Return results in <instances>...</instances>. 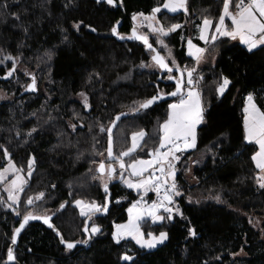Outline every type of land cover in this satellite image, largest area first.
I'll list each match as a JSON object with an SVG mask.
<instances>
[{"label": "trees", "instance_id": "1", "mask_svg": "<svg viewBox=\"0 0 264 264\" xmlns=\"http://www.w3.org/2000/svg\"><path fill=\"white\" fill-rule=\"evenodd\" d=\"M114 1L116 6L104 0H0V41L13 57L16 70L10 78L0 69V89L12 97L0 102V170L5 165V150L24 174L29 157L34 158L17 205L9 203L0 183V264L6 261L13 231L28 213L52 215V224L67 242L85 239L87 216L81 217L73 203L104 205V183L96 169L101 161L110 162L107 134L100 127L107 129L115 115L130 114L149 97L174 89L167 76L177 77L176 73L161 72L143 43L120 42L111 34L121 20L118 34L128 36L135 28L131 16L148 14L163 0ZM223 3L186 0L187 17L183 12L160 13L162 23L167 18L181 24L167 36V46L181 71L193 61L182 37L190 34L189 24L195 25L191 34L204 17L214 24ZM147 39L163 56L156 40ZM213 49L217 52L214 67L199 79L203 120L196 131V146L189 153L199 160L194 173L199 190H204L209 201L201 205L186 202L189 189L185 187V195L178 199L180 213L148 227L155 233H167L166 241L145 250L131 240L116 243L112 239V223L122 221L126 208L139 196L122 187L121 180L109 186V211L91 222L100 231L90 233L87 246L66 250L52 228L31 222L18 238L15 264H264V222L259 227L253 224L264 212V189L257 183L258 171L251 159L254 144L243 137L242 113L244 97L250 93L264 111V46L249 52L221 36L213 42ZM22 70L35 78L34 91L25 90L27 78ZM223 77L230 83L218 95ZM81 93L87 97V107L76 99ZM171 101L119 121L113 131L114 156L128 148L135 130L145 136L136 153L122 158L126 165L155 149ZM113 165L117 169V163ZM126 173L127 169L123 176ZM118 175L120 171L114 177ZM41 192L43 198L35 200ZM29 197L34 199L31 205ZM120 198L125 200L118 202ZM62 203L66 206L60 210ZM124 254L133 259L122 260Z\"/></svg>", "mask_w": 264, "mask_h": 264}, {"label": "snow or ice", "instance_id": "2", "mask_svg": "<svg viewBox=\"0 0 264 264\" xmlns=\"http://www.w3.org/2000/svg\"><path fill=\"white\" fill-rule=\"evenodd\" d=\"M97 2H100V0H97ZM113 2L114 0H107V3L109 4H112ZM232 6H234L235 11L230 10ZM4 7L7 8L8 5L5 4ZM163 9L173 13L177 12L179 9H184L187 11L186 0H165ZM160 11L161 7H154L150 16H144L143 13H140L139 15L143 16L144 20L149 21L148 27L152 31H158L165 36L168 35L169 32L181 27L179 24H176L172 25L168 30H165L162 26L159 28H154L151 22L156 21V14ZM226 18L230 19L231 21L230 27L225 23ZM17 19H19L18 16ZM133 19H136L135 15L133 16ZM212 26L213 20L208 17H204L202 20V26H197L200 31V40L205 41V43L208 42L207 33L209 28ZM214 27L215 33L211 36L212 41H215L218 38L216 35L218 33L219 36L231 37L232 39L239 37L241 43L247 46L249 52H251L253 49H256L258 46H264V0H224L222 13ZM93 31H95V29H93ZM112 32L113 34H116L115 27H113ZM120 38L123 39V37ZM129 38L143 40L150 50L156 52V50L152 48V45L148 43L147 37L137 35L135 28H133L132 37ZM158 43L163 44V41L158 40ZM188 47L189 55L193 56L197 63H199L203 59V54L206 49L194 45L191 39L188 40ZM4 59L13 60V58L10 56L5 57ZM152 60L156 65L159 66L160 69L167 70L168 73L173 72V68L169 66V63H167L164 57L158 52L152 56ZM0 63H3V61H0ZM171 63L172 65L176 64L175 60H172ZM14 70L15 61L13 60L12 71ZM176 71L180 73L179 78H176L173 75L168 76L169 80L176 79V89L167 95L173 97L179 96V100L168 105L170 110L168 113V119L160 126L162 135L159 138V146L148 153L151 159L133 160L132 163L128 165H126L122 159L123 157L130 156L136 151L140 141L143 140L145 136L143 131L133 133L131 137V147H129L126 151L120 152L117 156H113L112 127H108L107 129H105L103 126L100 127L101 132L106 131L108 134V158L119 164V169L121 170V179L124 181L127 187L143 190L144 193H147L151 190L154 191L158 197V201H153V203L147 206V208L141 206V201L133 203V205L128 209V222L125 224L115 225L116 231H114L112 235L116 243H120V241L125 237H131L138 245H140L141 248L151 249L156 247L157 244H162L164 240L167 239V233L165 232H161L159 236L149 232L147 233V239H145V234L141 232L139 222L144 218L145 215L151 217L154 222L164 220V216L157 215V211L160 208H163V211L169 214L166 217L167 219H172L173 209L167 205L173 203V195H180L174 179V162L180 159V156L177 155V153L190 148H195L197 139L196 129L203 120V110L201 107L200 95L199 92H197L193 87L195 83L193 79V72L195 69H185L184 71H181L177 66ZM185 72L187 73L188 77L187 85H185L183 81ZM8 75H11V71L8 73ZM229 83L230 81L227 78H224L217 91L222 94ZM28 88L33 91L35 90V78H33L32 83L28 85ZM185 88L187 89L186 92ZM81 95L84 96L83 93H81ZM162 98L163 97L160 95L152 96L150 99H147L141 103L140 108L146 109L158 99ZM84 99L85 107H87V97L85 96ZM244 113V139L249 143L254 142L259 146V150L251 157V159L255 162L256 168L259 169L261 173V175L257 176V183L259 184L260 188L264 189V111H262L256 105V103H254V98L251 93L247 97ZM121 115L124 114L122 113ZM119 119L120 116H117L115 120L111 122L113 127L115 126L116 121ZM71 127L75 129L76 125H71ZM161 149L165 150L161 151ZM4 155L5 157H9L7 150L4 151ZM33 163L34 160L29 159V175H31ZM126 167L131 169L130 174L132 176L139 178L136 182L124 179L123 171L126 169ZM150 169H152V171H149ZM9 170L19 171V169H16L10 158L8 167L3 169V171H0V180L5 179L4 172ZM97 171L101 173V177L106 174L107 178L111 180L116 174L117 169L111 163L108 164L106 169L105 163L101 161ZM156 172H159V175H156ZM145 173H148V175L145 176ZM170 178L172 179V183L169 185ZM23 183L24 181H22L21 178L17 176L16 179L11 181L9 187L5 189L8 192V199L13 203L18 202V193L23 191ZM161 189H163V195H161ZM104 190L107 193V183L104 184ZM43 196L44 193L41 192L35 197V200H40L43 198ZM217 199L219 198L217 197ZM27 203L29 205L33 204L34 199L29 197ZM75 205L80 208L81 216L88 217V220H85V232L89 231L88 221L91 220L92 214L101 211H107V204L99 206L96 205L95 202H92L91 204H84L82 201L76 200ZM65 206L66 204L62 203L60 208L63 209ZM175 211L179 214L178 208L175 209ZM17 215H19V213H17ZM33 219H43L45 224H48L49 227H53V225L49 222L51 219L50 217L46 215L36 216L32 213H28L24 215L20 227L14 230L12 235V243L16 242V236L21 231V229L24 228L25 224H27L29 220ZM99 231L100 228L95 225V223H93L91 225V235H94ZM189 234L194 236L195 232L192 229H189ZM57 235H60L59 232H57ZM60 242L61 244H64L66 250L69 251L75 248L78 243H87L86 240L66 242L63 236H61ZM8 259H14L11 248L8 249ZM122 259L132 260L133 258L125 255L122 257Z\"/></svg>", "mask_w": 264, "mask_h": 264}, {"label": "rangeland", "instance_id": "3", "mask_svg": "<svg viewBox=\"0 0 264 264\" xmlns=\"http://www.w3.org/2000/svg\"><path fill=\"white\" fill-rule=\"evenodd\" d=\"M165 3V0H163L161 3H159V4H157V5H155V7H161V11L159 12V13H157L156 14V21H152L151 23H152V25H153V27L154 28H159V27H163L165 30H168L169 28H171V26L172 25H176V24H178V23H176V20H169V19H167V18H164L165 20H167L168 22L167 23H162V21H161V19H159V15H160V13H162V12H167V14L169 13V14H173V12H169V11H167L166 9H163V4ZM222 10H223V6H222ZM222 10H221V13H222ZM230 10H232V11H235V9L233 10V8L231 7L230 8ZM178 12H183L184 13V15L187 17L189 14H187V12L184 10V9H179L177 12H175V13H178ZM140 13H136V14H133L132 16H131V20H132V23H133V26L137 29V31L139 32V33H141V34H143L144 36H147V37H152V38H154L155 40H156V43H157V45H158V47L159 48H161L162 50H163V57H164V59H166V60H169L170 62L172 61V60H174L173 59V56H172V54H171V51L169 50V48H168V46H167V44H168V42H167V36L168 35H162L160 32H158V31H152L149 27H148V24H149V21H146V20H144V17L143 16H140L139 15ZM152 14V10L148 13V14H144V16H150ZM136 16V19L134 20L133 19V16ZM221 15V14H220ZM218 21V19L215 21V23ZM215 23L213 24V26L212 27H210L209 28V30H208V33H207V36H208V42L207 43H205V41H203V40H200L199 39V36H200V31H199V28H197V30H196V33H192L191 34V31L195 28V25L192 23V26H191V24H189V30L187 31L188 33H190V34H185L184 36H182L183 37V40H184V42H185V51H186V54H187V56H189V57H191L192 59H193V61H192V63H190V64H184L182 67H181V69H182V71H184L185 69H188V70H191V69H195V71L193 72V79H194V85H193V87L195 88V90L197 91V92H199V79L205 74V73H208V72H210V70L214 67L213 65L215 64V61H216V57H217V52L213 49V42L214 41H212L211 40V36H212V34H214L215 33V27H214V25H215ZM225 23H226V25H228L229 26V23H231V21H230V19H228V18H226V20H225ZM180 26H181V24H179ZM199 26H202V22L200 23V25ZM230 27V26H229ZM178 29V28H177ZM174 31H176V29L174 30ZM171 32H173V31H171ZM171 32H169V33H171ZM217 35V37L219 38V37H221V36H219V34L217 33L216 34ZM189 39H191L192 40V42H193V44L194 45H196L197 47H200V48H204V49H206V51L204 52V54H203V59L199 62V63H197V61H196V59L193 57V56H191V55H189V47H188V40ZM158 40H160V41H163V44H161V43H158ZM196 40H198V42L196 41ZM165 45H166V47H165ZM194 51V50H193ZM170 53V54H169ZM7 56H10V57H12L6 50H5V48H4V45H3V43H2V41H0V61H3V63H0V69H2V70H4L5 71V75H4V77H6V76H8L9 77V75H8V73L11 71V75H12V69H13V60H7V59H4L5 57H7ZM13 58V57H12ZM172 64V63H171ZM176 65V64H175ZM23 72H24V74L25 75H23L24 76V78H27V79H30V78H28L29 76H28V74H27V72L25 71V70H22ZM10 75V76H11ZM18 76V75H17ZM19 77V76H18ZM184 78H185V85H187V79H188V77H187V73L185 72V74H184ZM27 79L25 80V81H27ZM224 79V78H223ZM223 79H221V81L219 82V84H218V86H217V89H218V87H219V85L223 82ZM29 81V80H28ZM27 81V82H28ZM28 84V83H27ZM26 84V82H25V86L27 85ZM227 88V87H226ZM226 90V89H225ZM224 90V91H225ZM187 91V89L185 88V92ZM224 93V92H223ZM222 93V94H223ZM217 94L218 95H222L221 93H219L218 91H217ZM11 95H9L6 91H4V90H2V89H0V102H8V101H10L11 100ZM76 99L79 101V102H81V103H83V104H85V99H84V96H82L81 94H78L77 96H76ZM179 100V97H177L176 99H174V100H172L169 104H172V103H175V102H177ZM200 102H201V98H200ZM168 104V105H169ZM201 107H202V102H201ZM167 108H168V113H169V107L167 106ZM203 114V113H202ZM244 115H245V113H244ZM167 119H168V115H167ZM166 119V120H167ZM165 120V121H166ZM164 121V122H165ZM243 121H244V116H243ZM163 122V123H164ZM162 123V124H163ZM202 123V122H201ZM201 123L197 126V128L201 125ZM161 124V125H162ZM68 125H69V127L71 128V129H73L72 127H71V125H74V124H72V123H68ZM140 131H142V130H135V131H133L131 134H130V143H129V146H128V148L129 147H131V144H132V140H131V137H132V134L133 133H136V132H140ZM196 131H197V129H196ZM160 132H161V130H160ZM162 135V133L160 134V136ZM245 136V130H244V124H243V137ZM245 140V139H244ZM245 142H247V141H245ZM142 143V140L140 141V143H139V146L137 147V149H136V151L138 150V148L140 147V144ZM248 144H254V151H253V154H252V156L259 150V146L258 145H256L254 142H252V143H249V142H247ZM159 146V143H158V145L156 146V147H158ZM127 148V149H128ZM126 149V150H127ZM194 148H190V149H187V150H185V151H182V152H180V153H177V155H179L180 156V159L178 160V161H175L174 162V164H175V177H174V179H175V183H176V185H177V189H178V191H179V193H180V195H173V203L172 204H170V205H167L168 207H170V208H172L173 209V212H172V216H173V214H178L176 211H175V209H179V213H180V207H179V201H178V199H179V197L182 195V194H184L185 195V193H184V191H183V189H185V187H187L188 189H189V191H187L186 192V198H185V200H186V202H188V203H194V204H198V205H201V204H203V203H206V202H208L209 201V197H208V195H206L205 193H204V190H199L200 189V187L198 186V178L195 176V173H194V168L196 167V166H198V163H199V160L197 159V158H194L193 156H191L189 153L193 150ZM125 150V151H126ZM152 150H154V149H152ZM151 150V151H152ZM165 149H161V151H164ZM136 151L134 152V153H136ZM134 153H132L131 155H133ZM29 159H33L34 160V158H33V156H30L29 157ZM137 159H139V160H149V159H151V157L149 156V155H147L146 157H142V158H134L133 160H137ZM133 160H130L128 163H127V165L128 164H131L132 163V161ZM12 161V160H11ZM253 161V160H252ZM28 162H29V160H28ZM5 165H4V167L0 170V171H3V169H5V168H7L8 167V165H9V157H5ZM12 163H13V161H12ZM253 163H254V166H255V162L253 161ZM14 164V163H13ZM200 164V163H199ZM15 165V164H14ZM33 165H34V163H33ZM106 165V164H105ZM107 166V165H106ZM16 167V166H15ZM32 168H33V166H32ZM255 168H256V166H255ZM16 169H18L17 167H16ZM126 169H127V173L124 175V179H127V180H131V181H133V182H136L139 178L138 177H136V176H132L130 173H131V169L130 168H127L126 167ZM257 169V168H256ZM97 170V169H96ZM149 171H152V169H150ZM257 176L258 175H261V173H260V171H259V169H257ZM8 172H10V173H8ZM145 176H147L148 175V173H145L144 174ZM156 175H159V172H156ZM179 175H182V178H178V176ZM17 176H19L20 178H21V180L22 181H24V183L22 184V187L24 186V184L26 183V181L28 180V177H29V168L27 169V172H26V174H24L23 172H22V170H20L19 169V171H13V170H9V171H7V172H4V177H5V179L6 180H8L6 183H5V188H8L9 187V185H10V183H11V181L12 180H14V179H16V177ZM4 179V180H5ZM181 179V180H180ZM101 180H102V182L105 184V183H107L108 181H109V179L107 178V175L105 174L103 177H101ZM172 183V179L170 178L169 179V185ZM121 186L122 187H124L125 189H128V190H131L132 192H134L135 194H138L139 196L131 203V204H129V206L126 208V216H125V218L122 220V221H116V222H113L112 223V230H111V236H112V239H113V232L114 231H116V229H115V225H117V224H125V223H127L128 222V219H129V214H128V209L133 205V203H135V202H137V201H141V206L142 207H144V208H147V206H149V205H151L152 203H153V201H158V197H157V194L154 192V191H148L147 193H144L143 192V190H138V189H133V188H128L127 187V185L124 183V181H122V184H121ZM2 190H3V192L5 193V189L3 188V185H2ZM20 194H21V192H19L18 193V196H19V198H20ZM5 195H6V193H5ZM161 195H163V189H161ZM6 197H7V200L10 202V203H13L11 200H9L8 199V196L6 195ZM125 199L124 198H120V199H118L117 201L118 202H120V201H124ZM19 201V200H18ZM80 201H82V200H80ZM84 204H89V203H87V202H84V201H82ZM18 203V202H17ZM17 203H13V204H17ZM73 205L78 209V212H79V214H80V208L79 207H77L76 205H75V202L73 203ZM157 215H160V216H168L169 214L168 213H165L164 211H163V208H160V209H158V211H157ZM81 217H86V216H81ZM163 221V220H162ZM162 221H153L152 219H151V217H149V216H147V215H145L144 216V218L139 222L140 223V228H141V232H143L144 234H145V239H147V233H149V232H151V233H153L154 235H156V236H159V234L161 233V232H159V233H155V232H153L152 230H148V227L149 226H151V225H154V224H159V223H161ZM261 222H264V212L259 216V217H255L254 218V225L256 226V227H259L260 226V224H261ZM90 233H91V226H90ZM98 233V232H97ZM97 233H95V234H97ZM94 234V235H95ZM114 240V239H113ZM122 240H131L136 246H138V247H140V245H138L136 242H135V240H133L131 237H125L124 239H122ZM115 241V240H114ZM166 240H164V242H165ZM163 242V243H164ZM162 243V244H163ZM159 245H161V244H157L156 245V247L157 246H159ZM156 247H154V248H156ZM141 248V247H140ZM154 248H151V249H149V248H143V249H145V250H152V249H154ZM125 255H127V256H130V255H128V254H124L123 256H125ZM122 256V257H123ZM131 257V256H130ZM122 260H124V259H122ZM125 261H129V260H125Z\"/></svg>", "mask_w": 264, "mask_h": 264}, {"label": "water", "instance_id": "4", "mask_svg": "<svg viewBox=\"0 0 264 264\" xmlns=\"http://www.w3.org/2000/svg\"><path fill=\"white\" fill-rule=\"evenodd\" d=\"M95 1H97V0H95ZM101 1H103V0H100V2H101ZM104 1L107 3V0H104ZM108 4H109V3H108ZM110 5L116 6V2L114 1V2H113L112 4H110ZM118 22H119V23H118ZM118 22L114 25V27L116 28V34H113V32L111 31L112 36H113L117 41H120V42H123V41H139V42H141V43H143V44L145 45V47H146L147 50L152 51V50H150V49L147 47V45L143 42V40H138V39H135V38H131V39L129 38V37H132L133 28L130 29V32H129V35H128V36H124V37H123V36L119 35V34H118V30H119V27H120L122 21L119 20ZM136 33H137V35L144 36V35H142L141 33H139L137 30H136ZM120 37H123V39H121ZM148 43H149V42H148ZM149 44H150V43H149ZM152 48H154V49L156 50V52H158V53L161 55V53H160V52H159L154 46H152ZM156 52H153V51H152L151 60H152V56L155 55ZM161 56H162V55H161ZM165 61H166V60H165ZM152 62L155 64V62H154L153 60H152ZM157 66H158V65H157ZM158 68H159V66H158ZM159 70H160L161 72H167V70H164V69H160V68H159ZM173 71H175V72L177 73V78H179V77H180V73L177 72L176 69H173ZM170 81H172V82L174 83V89H173L172 91H170L169 93L175 91V89H176V79H173V80H170ZM183 81H184V77H183ZM167 94H168V93L158 94V95L162 96L163 98H162V99H158L156 102H154V103H153L152 105H150L148 108L152 107L153 105H155V104H157V103L164 102V101H170V100H173V99L179 97V96L173 97V96H170V95H167ZM153 96H156V95H153ZM151 97H152V96H151ZM151 97H149L148 99H150ZM145 101H146V100H145ZM142 103H143V102H142ZM148 108H146V109H148ZM146 109H141L140 106H139L135 111L131 112L130 114H128V113H123L124 115H121L122 113H119V114L115 115L112 121H114L115 118H116L117 116H120V119H119L118 121H116V124H115L114 127L112 126V123H110L109 126H108V127H112V142H113V131H114V129H115V127H116V125L118 124L119 121H121L122 119H124V118H126V117L134 116V115H136V114H139L140 112H142V111H144V110H146ZM112 121H111V122H112ZM106 134H107V132H106ZM107 148H108V134H107ZM107 148H106V155H107ZM113 156H114V154H113ZM107 160H108L111 164H113V162H114L113 160H110V159L108 158V155H107ZM107 166H108V165H107ZM107 166L105 165V168H106V169H107ZM113 166H114V165H113ZM98 167H99V165L97 166V169H98ZM118 171H121V170L119 169V164L117 163V172H118ZM124 171H125V170H124ZM124 171H123V172H124ZM117 172H116V174H117ZM97 173H98L99 175H101V173H99L98 171H97ZM116 174H115V175H116ZM115 175H114V176H115ZM114 176H113V177H114ZM123 177H124V176H123ZM121 180H122V179H121V175H118L117 178H115V179H111V180H109V181L107 182V187H108L107 193H106L105 190H104V184H103L102 189H103V192L105 193V202H104V205L107 204V211H106V212L101 211V212H97V213L92 214V216H91V220L88 221V227H89V228H90V226H91V222L94 220V218L104 216V215H106V214L108 213L109 208H110V196H111V193H110V190H109V186H110L111 184H113V183L120 182ZM59 209L61 210V208H59ZM36 216H39V215H36ZM46 216H48V217H50V218L52 217V215H46ZM85 220H88V217H87ZM22 221H23V218L20 220V222H19V224H18V226H17L16 228H19V227H20V224H21ZM31 222L42 223V224H44L46 227H49L48 224H45V223L43 222V219H33V220H29L28 223L25 224L24 228H25L29 223H31ZM49 222L52 224L51 219H50ZM52 225H53V224H52ZM16 228H15V229H16ZM24 228L21 229V231L17 234V236H16V242H15V243H12V239H11V244H10L9 248L12 249L13 256H14V249H15V247H16V245H17V242H18V238H19V236L21 235V233H22V231L24 230ZM49 228H52L53 232L55 233V235L58 237V239H59V241H60L61 236H60V235H57V232H58V231H57L56 227L53 225V227H49ZM84 228H85V223H84V226H83V233H84V235H85V239H84L83 241L86 240L87 243H78V244L76 245V247H85V246L88 245V243H89V241H90V230H89L88 232H85V231H84ZM13 233H14V231H13ZM12 235H13V234H12ZM66 242H67V241H66ZM60 243H61V242H60ZM62 246L65 247L64 244H62ZM9 248H8V249H9ZM4 264H15V259H13V260H9V259H8V250H7V254H6V261H5Z\"/></svg>", "mask_w": 264, "mask_h": 264}, {"label": "crops", "instance_id": "5", "mask_svg": "<svg viewBox=\"0 0 264 264\" xmlns=\"http://www.w3.org/2000/svg\"><path fill=\"white\" fill-rule=\"evenodd\" d=\"M229 26H231V23H229ZM224 37V36H223ZM228 38H230L233 42H236V43H239V44H241V45H243L245 48H247V46L245 45V44H243V43H241V41H240V38L239 37H237L236 39H232L231 37H228ZM259 47V46H258ZM248 49V48H247ZM224 78V77H223ZM246 103H247V100H245L244 101V103H243V107H242V113H243V116H244V107H245V105H246ZM254 103H255V101H254ZM8 173H10V172H8ZM8 180H0V183H1V185H3V188L4 189H6L5 187V183L7 182ZM24 187V186H23ZM5 193H6V195L8 196V192L5 190ZM10 203V202H9ZM10 204H12V205H17V204H13V203H10Z\"/></svg>", "mask_w": 264, "mask_h": 264}, {"label": "flooded vegetation", "instance_id": "6", "mask_svg": "<svg viewBox=\"0 0 264 264\" xmlns=\"http://www.w3.org/2000/svg\"><path fill=\"white\" fill-rule=\"evenodd\" d=\"M176 66H177V65H172V68H173V69H176ZM15 72H16V70L12 71V75L9 76V77L11 78V77L15 74ZM174 72H175V71H173V74H174ZM4 73H5V72H4ZM175 73H176V72H175ZM27 74H28V76H29L28 78H30V79H27V81L29 80L28 82L26 81V84L28 83V84L25 86V90H26V91L29 89V88H28V85L31 84L32 81H33V77L30 76L29 72H27ZM24 75H25V74H24ZM169 75H170V74H169ZM169 75H168V76H169ZM171 75H172V74H171ZM176 75H177V73H176ZM168 76H167V79H168ZM173 76H174V75H173ZM176 78H177V77H176ZM168 81H170V80L168 79ZM170 82H172V81H170ZM35 84H36V80H35ZM35 87H36V85H35ZM115 178H117V176H116V177H113L112 179H115Z\"/></svg>", "mask_w": 264, "mask_h": 264}, {"label": "built area", "instance_id": "7", "mask_svg": "<svg viewBox=\"0 0 264 264\" xmlns=\"http://www.w3.org/2000/svg\"><path fill=\"white\" fill-rule=\"evenodd\" d=\"M247 97H248V95L244 97V101L247 100Z\"/></svg>", "mask_w": 264, "mask_h": 264}]
</instances>
